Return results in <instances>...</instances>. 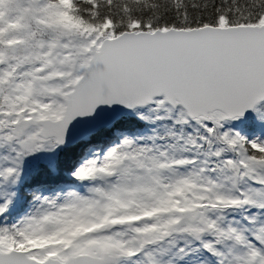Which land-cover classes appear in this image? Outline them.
Segmentation results:
<instances>
[{
  "label": "snow or ice",
  "instance_id": "1",
  "mask_svg": "<svg viewBox=\"0 0 264 264\" xmlns=\"http://www.w3.org/2000/svg\"><path fill=\"white\" fill-rule=\"evenodd\" d=\"M0 264H264V0H0Z\"/></svg>",
  "mask_w": 264,
  "mask_h": 264
}]
</instances>
